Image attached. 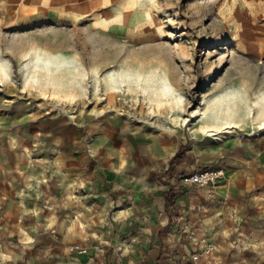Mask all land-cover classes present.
Wrapping results in <instances>:
<instances>
[{"label":"rangeland","instance_id":"obj_1","mask_svg":"<svg viewBox=\"0 0 264 264\" xmlns=\"http://www.w3.org/2000/svg\"><path fill=\"white\" fill-rule=\"evenodd\" d=\"M32 49L53 62L51 75L39 63L37 82L24 58ZM2 60L8 77L0 73V168L17 185L16 175L23 177L27 197L38 200L27 206L47 205L42 196L48 189L60 194L62 176L67 194L112 196L114 169L124 177L129 204L140 206L170 189L187 194L181 204L169 196L165 206L175 211L174 222L178 211L185 214L198 251L213 247L200 264H264V130L258 128L264 121V0H0V66ZM97 68L102 79L122 69L153 79L129 82L119 93L103 84L100 97L108 98L98 103ZM161 72L181 98L176 121L166 123L172 134L162 132L159 118L151 120L158 127L143 121L161 89ZM70 91L74 102L54 96ZM231 93L239 107L235 124L214 135L192 133ZM199 109L202 114L193 116ZM161 113L169 115V105ZM116 116L119 123H111ZM98 125L106 147L93 153ZM181 147L186 157L170 173L169 161ZM200 169L222 175L214 187L183 183L184 175ZM71 177L81 183L75 190ZM106 247L87 240L86 255L107 264Z\"/></svg>","mask_w":264,"mask_h":264},{"label":"crops","instance_id":"obj_2","mask_svg":"<svg viewBox=\"0 0 264 264\" xmlns=\"http://www.w3.org/2000/svg\"><path fill=\"white\" fill-rule=\"evenodd\" d=\"M114 119L116 121L111 123H119V117ZM97 127L101 136L92 148L93 153L100 147H106L103 125ZM101 141L104 143H99ZM22 157L24 155L20 153L18 159ZM111 173L112 196L89 192L80 196L67 194L66 180L62 176L63 180L58 183L62 192L56 196L48 189V194L42 196V202L47 205L30 208L26 202L38 200L27 197L28 189L23 177L16 175L17 185L1 166L0 264H98L101 258L86 255L87 240L88 244H107L105 249L110 250L107 264H187L191 254L198 251V245L191 243L187 235L185 214L178 211L174 222L175 211H169L165 206L169 196L181 204L187 200V194L176 195L174 189H170L160 197L135 206L133 203L139 201L129 204L127 199L131 197L124 194L127 190L124 177H118L114 169ZM113 175L117 177V183H114ZM80 184L76 177L69 178L70 188L76 189ZM123 203L129 206L119 209ZM181 211L184 212L183 209ZM104 239L107 242H103ZM80 250H85V253H79Z\"/></svg>","mask_w":264,"mask_h":264},{"label":"bare ground","instance_id":"obj_3","mask_svg":"<svg viewBox=\"0 0 264 264\" xmlns=\"http://www.w3.org/2000/svg\"><path fill=\"white\" fill-rule=\"evenodd\" d=\"M97 25H100L104 28H107V22L102 23V22L98 21ZM24 58L28 62V64L26 65V68L27 69H33L34 73L31 77L33 82H37V80H38L35 76L36 75L35 71L37 70V67L40 66L39 63H41L42 67L44 69H46V71L51 75L52 70H53V68H52L53 62L51 61L50 58L47 59V58L40 56L38 54V52L36 51V49H32L29 52L25 53ZM0 73L3 74L5 77H8V67L3 60L1 61ZM99 74H100V69L99 68L94 69V71H93V75L95 76V81L93 84V87L95 90L94 98L98 103L105 102V101H107V98H108L107 97L106 99H102L100 97V94H99L100 87H102L103 84H109L111 86V90H113L115 93H119V90L121 88L125 87V85L128 84L129 82L135 81V82H138L140 85H145V84L148 85L152 82V79H153L152 76L144 77L139 72H133L132 73V72L127 71L125 69H122L119 72L115 71V70L112 72H109L103 79ZM159 75H160L159 80H160V84H161V89H160V91H157L154 94V97L151 99V103L154 105V107L149 106L150 107L149 112L146 113L147 116H146V118H144L143 121L147 124H150L151 127L152 126L158 127L156 124H152L151 120L153 118H155V119L159 118V120L162 123V132L164 131V132H167L168 134H172L173 129L171 127L167 126L166 123L168 121H176V117L174 116V108H175V106H177L181 102V98L177 97V90L172 85V83H171L170 79L168 78V76L166 75V73L161 72ZM4 83H5L4 80L0 79V85H3ZM47 83L50 86H52L55 91H59L58 90L59 86L56 85L55 82L48 81ZM72 93H71V91H70V93L64 92V93H62L63 96H59L60 95L59 93H55L54 96L55 97L58 96V98L63 99V101L69 100V102H74L73 99L75 98V96ZM234 95H235V93H231L230 95H228L226 97H221L219 100H217V102H215L213 105L214 111L212 113V116L210 117L211 121H208V123L205 126H202L200 128V130H193L192 133L199 132V133L206 134V135H214V134H217V133L224 131V130H222L223 128L228 129L229 127H231L232 124H235L233 122L234 116L238 112L239 107H238V104L236 102V99L234 98ZM44 96H46V95L44 94ZM206 103H208V101H206ZM165 105H169V108H170V114L167 116H165L164 114L161 113V109ZM257 105H258V102H256L253 107H255ZM251 109H253V108H251ZM105 111H107V110H105ZM110 112H113L117 116H120V117L123 114H128V112L121 111L120 109L119 110L113 109ZM102 113H104V112H99V114H102ZM201 114L202 113L200 112V109H199L193 114V116H200ZM130 115H132V113H130ZM219 120H221V122H219ZM183 121H186V120H183ZM258 128H259V130H264V121L261 122V124ZM211 131H216V133H212Z\"/></svg>","mask_w":264,"mask_h":264},{"label":"built area","instance_id":"obj_4","mask_svg":"<svg viewBox=\"0 0 264 264\" xmlns=\"http://www.w3.org/2000/svg\"><path fill=\"white\" fill-rule=\"evenodd\" d=\"M221 175L222 172L218 169H200L184 175L183 183L197 187H214ZM212 251L213 247L210 244H205L200 251L195 250L191 254L187 264H200L201 256L211 255ZM79 253H85V250H80Z\"/></svg>","mask_w":264,"mask_h":264},{"label":"trees","instance_id":"obj_5","mask_svg":"<svg viewBox=\"0 0 264 264\" xmlns=\"http://www.w3.org/2000/svg\"><path fill=\"white\" fill-rule=\"evenodd\" d=\"M184 157H185V148L181 147L177 150L175 155L170 159L168 171L172 170L175 165L180 164Z\"/></svg>","mask_w":264,"mask_h":264}]
</instances>
